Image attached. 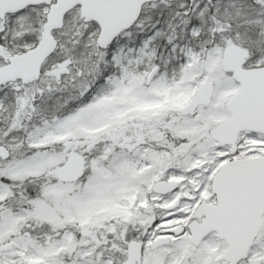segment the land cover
Here are the masks:
<instances>
[{"label": "snow or ice", "instance_id": "1", "mask_svg": "<svg viewBox=\"0 0 264 264\" xmlns=\"http://www.w3.org/2000/svg\"><path fill=\"white\" fill-rule=\"evenodd\" d=\"M0 264H264V0H0Z\"/></svg>", "mask_w": 264, "mask_h": 264}]
</instances>
